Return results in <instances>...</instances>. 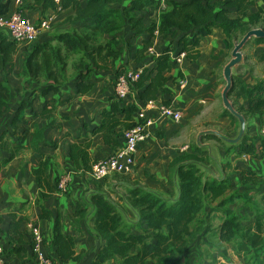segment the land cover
Returning a JSON list of instances; mask_svg holds the SVG:
<instances>
[{
    "label": "crops",
    "instance_id": "obj_1",
    "mask_svg": "<svg viewBox=\"0 0 264 264\" xmlns=\"http://www.w3.org/2000/svg\"><path fill=\"white\" fill-rule=\"evenodd\" d=\"M186 1L158 0L155 6L147 8L140 15L149 26L158 19L161 12L170 11L174 4ZM252 1L244 21L261 10V19L253 28L264 27V1ZM80 2L82 6L87 4V0ZM131 2L121 0L112 7L124 10L129 8ZM222 2L206 0L207 5L214 7V15L228 8ZM43 4H35L34 0H11L8 14L20 12L36 24L51 16L50 26L40 31V43L53 41V30L60 33L84 30L85 22L68 21V17L74 14L72 7L55 11L45 9ZM227 15L236 18V8L229 7ZM4 33L13 40L9 32ZM186 33L188 37L193 36V31L183 32L177 28L166 35L157 34L155 37L146 31L135 33L127 17L119 31L104 37L112 41L110 48L117 54L108 56L102 63L98 61L102 64L100 68L93 66L90 60L86 63V67H94L84 81L91 85L86 93L78 92L77 87L79 75L86 72L83 69H72L75 75L55 85V90H47L49 82H38L25 76L24 61L32 44L17 41L14 65H7L1 71V79L9 86L11 96L7 108L0 115V134L6 132L7 142L26 147L0 170V244L6 250V264H36L29 229L31 222L44 234L46 253L51 255L55 264H92L106 244V240L98 235L95 228L98 215L92 196L96 194H103L117 207L130 233L152 234L139 209L131 204V190L141 188L168 203L177 201L181 189L178 167L187 161L173 167L170 165L184 154L198 157L197 161L190 162L200 169L204 182L221 183L225 191L206 199L204 210L199 215V219L204 220L203 230L177 264H210L215 258L224 262L221 254L225 250L232 264H264V250L256 261L247 260L238 257L231 244L219 238L227 218H236L240 227L247 231L253 229L257 219L263 216L264 138L260 131L264 128V112L246 118L245 136L247 143L258 146L255 155L240 154V142L230 145L206 134L199 139L200 133L207 131H218L231 138H235L239 131L238 119L237 122L233 121L234 118L223 103L222 92L226 85L224 68L231 61L234 46L242 37L238 38L239 41H233V47L228 46L226 35L218 23L211 27L207 35L201 37L197 47L200 50L198 61L184 59L181 63L174 62L171 70L166 72L169 78L166 86L172 94L161 93L154 100L157 104L169 100L165 105L178 111L181 114L180 120L176 121L147 105L137 91L119 102L122 108L134 106L132 117L137 123L144 124L146 133L145 140L138 144L136 166L132 171L97 181L91 171L80 168L71 156L74 144L89 142V154L96 162L108 158L124 146V137L118 138L120 146L116 149L106 144L102 133L96 131L101 124L102 111L110 108L113 102L115 77L123 68L153 70L154 74L156 57L168 47L174 48L173 56L179 53V41ZM146 40L154 47V53L145 51L138 58L137 50ZM180 73L183 74L184 84L178 78ZM232 76L235 82L236 79L240 80L248 88L261 85L264 96V41L253 37L245 44L242 61L232 68ZM27 99L33 100V111L27 110L24 121L18 124L16 130L11 121L20 103ZM229 99L235 109L249 106V98L238 86H235ZM44 105L54 108L53 117L43 118L39 115ZM119 117L124 118V113H120ZM121 129L118 126L115 135ZM37 130H42L43 139L34 142L33 134ZM8 157L9 153L3 151L0 160ZM44 158L50 160L48 175L52 181L58 180L60 190L38 203L41 187L33 170L39 167ZM43 209L50 212V218L41 217ZM58 217L63 232L74 237L76 250L81 255L77 261L62 263L58 259L56 247L52 245L55 220ZM12 222L15 223L13 229ZM148 263L155 262L150 260ZM104 264H120V258L107 260Z\"/></svg>",
    "mask_w": 264,
    "mask_h": 264
},
{
    "label": "trees",
    "instance_id": "obj_2",
    "mask_svg": "<svg viewBox=\"0 0 264 264\" xmlns=\"http://www.w3.org/2000/svg\"><path fill=\"white\" fill-rule=\"evenodd\" d=\"M120 1L87 0L86 6H82L80 0H34L35 4L44 2L45 9L51 8L55 11L72 7L74 14L68 17V21H83L86 25L81 32L66 31L56 34L51 42L40 43L38 42L39 37L35 41L29 42L32 44V48L24 61V75L38 82L41 80L49 82L47 90H55V85L64 83L68 78L69 56L80 55L76 67L86 72L79 75L80 81L77 87L78 92L86 93L91 85L84 81L88 78L87 75L94 70V67H86V63L90 60L93 62V66L100 68L102 64H99L98 61L102 63L108 56L117 54L110 48L112 41H107L104 37L119 31L127 17L135 33L146 31L152 37L157 34L166 35L173 28L183 32L193 31L192 37H188L186 33L180 39L181 48L178 52H186L185 59L194 62L198 61L200 57V50L197 47L201 37L207 35L214 24H219L226 35L228 46L233 47V41L243 37L261 19V10H259L250 16L248 21H244L247 10L253 3L252 0H223L222 3L225 7L236 8V18L228 17V8L221 9L214 15V7L207 5L206 0H188L174 4L170 11L161 12L158 19L148 26L143 22V16L140 13L155 6L158 0H132L129 8L124 10L112 7L114 3ZM10 3L11 0H0V15H9ZM261 28L264 29V27ZM2 30H0V115L7 108L11 96L9 86L1 79V71L7 65H14V57L18 51V42L9 39ZM156 31L157 34H155ZM102 38L103 40H101ZM257 40L264 41V39ZM148 43L146 40L137 50L138 58L140 53L144 54ZM173 52H175L174 48L168 47L156 57L154 74L153 70H143L133 88V91H137L141 99L147 102L156 100L161 93L172 94V91L166 86L169 80L166 72L170 71L176 62L177 54L173 56ZM182 77L183 74L180 73L178 77L180 82L183 80ZM235 86L236 88L238 86L241 92L249 98L247 108L241 106L237 109L245 118L258 112H264V96L261 93L263 91L261 85L248 88L244 82L236 79L231 92H234ZM112 100L111 107L102 111L101 124L96 131L102 133L106 144L117 149L120 146L118 138L125 137L126 132L134 129L138 123L132 117L134 106L122 108L119 104L121 101H117L113 95ZM163 103L167 105L169 100H164ZM32 107L33 100L27 99L20 103L11 121L14 129L18 130V124L24 121L27 110L33 111ZM53 111V107L49 108L44 105L39 115L43 118H51ZM120 113H124V118L119 117ZM232 117L237 119L234 115ZM118 126H121L122 129L115 135V129ZM22 132L25 131L22 130ZM206 136L221 141L212 134ZM261 137L264 138L262 135ZM42 139V130H37L33 134L34 142ZM239 146L240 154L255 155L258 151L257 145L247 143L246 136ZM89 147V142L83 145L74 144L71 147L72 158L85 171H92L93 165L96 163V160L89 154ZM25 148L23 144L12 145L11 142H7L6 132H2L0 134V156L3 151H7L9 157L0 160V170L14 157L21 154ZM30 148L35 149L33 146ZM197 160L198 157L195 155L184 154L171 163L170 167H173L187 161L178 167L181 189L180 197L175 202L168 203L141 188L131 190V204L139 209L143 219L152 230V234L130 233L117 207L108 198L103 194L92 196V202L98 215L95 228L98 235L106 240L105 246L92 264H104L107 260L118 257L120 264H149L150 260L154 261V264H177L178 259L203 230L204 220L199 219V215L204 210L206 199L210 196L221 195L225 191V187L221 183L203 181L200 169L190 162ZM49 165L50 160L44 158L39 167L33 170L41 187L38 203L60 190L58 180L52 181L48 175ZM50 215L49 211L43 209L42 218H50ZM13 228H15V223L12 222ZM263 233L264 211L263 216L257 219L255 227L247 231L240 227L236 218H227L223 222L219 238L221 241L230 243L238 257L256 261L261 251L264 250ZM52 245L56 247L58 259L62 263L77 261L81 258L80 253L76 250L74 237L63 232L59 217L55 220ZM221 255L224 262L215 258L210 264L233 263L227 250ZM186 264L189 263L186 262Z\"/></svg>",
    "mask_w": 264,
    "mask_h": 264
},
{
    "label": "built area",
    "instance_id": "obj_3",
    "mask_svg": "<svg viewBox=\"0 0 264 264\" xmlns=\"http://www.w3.org/2000/svg\"><path fill=\"white\" fill-rule=\"evenodd\" d=\"M51 20L52 17L48 16L42 19L40 24L36 25L22 13L15 12L7 16L0 15V29H6L10 36L18 42H33L40 36L42 29L50 26ZM155 33L157 34L158 32L156 31ZM146 51L151 54L154 53L152 44L147 46ZM185 56L186 52L180 51L175 56V61L181 63L185 59ZM142 72L143 70L123 68L117 74L113 81L112 93L117 101L126 100L133 93L134 84ZM181 83L184 84L185 81L182 80ZM147 105L154 107L161 114L169 116L176 121L181 119V114L170 106L157 104L154 100L147 101ZM260 134L264 137V128L261 129ZM124 138V146L114 151L108 158L99 160L93 165L91 173L95 180L101 181L110 175L130 172L136 166L138 144L146 138L144 124L138 123L134 129L126 132ZM60 185L63 186V184ZM29 229L32 235V254L36 264H55L51 255L46 253L45 236L40 228L31 222L29 223ZM0 264H6V251L1 244Z\"/></svg>",
    "mask_w": 264,
    "mask_h": 264
},
{
    "label": "water",
    "instance_id": "obj_4",
    "mask_svg": "<svg viewBox=\"0 0 264 264\" xmlns=\"http://www.w3.org/2000/svg\"><path fill=\"white\" fill-rule=\"evenodd\" d=\"M253 37L257 39H264V29L262 28H253L249 30L239 42H237L234 46V49L232 51V59L231 61L225 66L224 68V77L226 80V85L222 92V99L225 107L230 111L232 115H234L239 122V131L238 135L235 138H231L225 134H222L218 131H207L204 133H200L199 139L202 138V135L206 134H212L216 137H218L221 141H224L227 144L235 145L239 142H241L246 135L247 130V123L246 118L242 113H240L237 109L234 108V105L230 102L229 94L234 86V80L232 76V68L239 64L242 61V49L245 46V44L252 39Z\"/></svg>",
    "mask_w": 264,
    "mask_h": 264
},
{
    "label": "rangeland",
    "instance_id": "obj_5",
    "mask_svg": "<svg viewBox=\"0 0 264 264\" xmlns=\"http://www.w3.org/2000/svg\"><path fill=\"white\" fill-rule=\"evenodd\" d=\"M16 13H20V12H16ZM263 25H264V19H263ZM0 30H2V29H0ZM64 29H61L60 31H63ZM4 31H7L6 29H3L2 30V32H4ZM8 32V31H7ZM60 32H57V30H53L52 31V33H51V36H54V35H56V34H59ZM101 40H103V38L101 39ZM240 39H238V40H236V41H239ZM58 44V43H57ZM79 57H80V55H71V56H69V58H68V64H69V66H68V77L69 78H72L74 75H75V73L72 71V69L73 70H77V65H78V62H77V60L79 59ZM67 80H68V78H67ZM62 84V83H61ZM234 122H237V119H234L233 120ZM124 175H125V173H124ZM125 224V223H124Z\"/></svg>",
    "mask_w": 264,
    "mask_h": 264
}]
</instances>
